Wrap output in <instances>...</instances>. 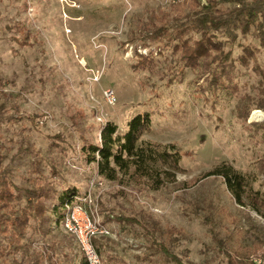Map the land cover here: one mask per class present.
<instances>
[{"label":"rangeland","instance_id":"374dc122","mask_svg":"<svg viewBox=\"0 0 264 264\" xmlns=\"http://www.w3.org/2000/svg\"><path fill=\"white\" fill-rule=\"evenodd\" d=\"M184 1L0 0V103L10 97L21 115L38 119L37 126L0 125L4 163L16 158L13 181L23 186L26 155L18 150L28 143L53 156L63 176L89 195L87 207L105 230L96 238L104 264H173L167 251L184 264H227L225 250L264 241V216L238 206L221 180L206 174L227 161L256 173L255 186L263 187L264 132L251 124L264 121V110L252 109L243 118L237 106L244 96H259L264 52L257 67L239 65L237 91L215 96L195 81L190 67L172 80L178 74L171 51L132 41L156 14ZM239 41L257 43L241 36ZM138 55L153 62L143 65ZM106 89L114 93L113 104L103 98ZM144 110L152 116L142 139L173 143L181 154L183 171L158 190L106 181L78 152L80 135L95 140L97 125L106 120L125 130L126 120ZM53 135L63 138L56 140L63 151L50 145ZM64 235L69 237L61 227L54 230L67 242ZM263 250L251 253L254 264H263Z\"/></svg>","mask_w":264,"mask_h":264},{"label":"trees","instance_id":"16d2710c","mask_svg":"<svg viewBox=\"0 0 264 264\" xmlns=\"http://www.w3.org/2000/svg\"><path fill=\"white\" fill-rule=\"evenodd\" d=\"M5 27L12 29L9 25ZM136 35L132 41L138 39L143 45H160L172 52L176 63L172 67L177 66L178 74L172 80L190 67L198 77L195 81L201 80L206 91L215 96L224 89L235 92L239 65L247 66L252 62L257 67L258 57L264 52V0H185L156 14ZM240 36L257 43H241ZM149 56L138 55V62L152 63L153 57ZM11 100L5 96L0 103V125L21 121L37 124L35 115H21ZM252 109L264 110V84L259 96H244L237 106L243 118ZM151 116L149 110L133 114L126 120L125 130L119 129L114 121L106 120L97 125L95 140L80 135L79 156L106 181L144 183L152 190L174 183L177 174L183 171L181 154L173 143L142 139L144 132L150 129ZM251 125L255 131L264 132V121ZM49 140L50 145L63 151L56 142L63 141L61 136L53 135ZM1 143L0 139V264H88L75 236L63 227L72 206L86 207L83 201L86 192L63 176L51 154H43L28 143L18 150L26 155L27 184L18 186L13 181L16 158L4 163L6 155ZM259 162L264 172V158ZM206 174L219 178L238 206L264 216V181L263 187H256L260 180L256 173L240 171L229 162L220 161ZM60 227L69 236H63L67 242L54 236V230ZM97 237H93L92 243L100 254ZM35 240L40 241V247L33 246ZM70 241H74L79 250L75 251L73 245L70 248ZM262 245L264 241L253 247L239 243L231 251L225 250L227 264H254L250 255ZM63 247L68 248L66 252L62 251ZM164 255L173 264H184L168 251ZM261 257L264 264V250Z\"/></svg>","mask_w":264,"mask_h":264},{"label":"built area","instance_id":"2783aa9c","mask_svg":"<svg viewBox=\"0 0 264 264\" xmlns=\"http://www.w3.org/2000/svg\"><path fill=\"white\" fill-rule=\"evenodd\" d=\"M103 98L109 104L115 102V96L111 89L103 91ZM83 201L86 203V207L81 205L72 206L64 218L63 227L75 236L76 242L88 264H104L99 252L92 243V239L98 234H104L105 230L95 219L93 211L87 207V204L91 203L88 194L83 198ZM254 261L257 264L261 262L260 259H254Z\"/></svg>","mask_w":264,"mask_h":264},{"label":"bare ground","instance_id":"6f19581e","mask_svg":"<svg viewBox=\"0 0 264 264\" xmlns=\"http://www.w3.org/2000/svg\"><path fill=\"white\" fill-rule=\"evenodd\" d=\"M258 113V112H257Z\"/></svg>","mask_w":264,"mask_h":264}]
</instances>
